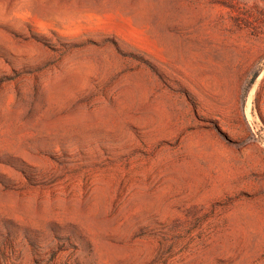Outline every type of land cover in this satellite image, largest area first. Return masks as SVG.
<instances>
[{
  "label": "rangeland",
  "instance_id": "374dc122",
  "mask_svg": "<svg viewBox=\"0 0 264 264\" xmlns=\"http://www.w3.org/2000/svg\"><path fill=\"white\" fill-rule=\"evenodd\" d=\"M0 264H264V0H0Z\"/></svg>",
  "mask_w": 264,
  "mask_h": 264
}]
</instances>
